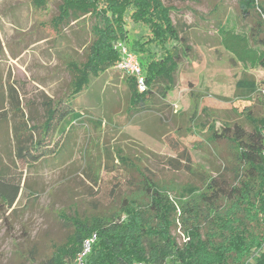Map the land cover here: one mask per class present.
<instances>
[{"label": "rangeland", "instance_id": "obj_1", "mask_svg": "<svg viewBox=\"0 0 264 264\" xmlns=\"http://www.w3.org/2000/svg\"><path fill=\"white\" fill-rule=\"evenodd\" d=\"M164 2L172 6L174 21L186 28L193 55L182 58L168 96L157 97L155 110L131 114V77L118 70L115 62L92 76L76 99L83 111V119L76 123L83 124L71 133L58 162L53 163L48 155L41 164L21 159L11 162L4 149L11 145L12 122L0 126L2 164L23 174L26 181L15 211L0 218V264H41L67 241L70 230L65 217L71 208L86 214L118 209L133 189L129 181L142 175L179 186V190L199 187L201 177L218 171L232 177L227 161L233 148L215 139L213 128L219 131L223 125L240 123L250 129L254 115L264 117L263 50L258 36L251 35L257 27L256 12L264 15V0H255V10L248 18L241 12L240 0ZM132 12L131 8L125 17L127 37L121 41L136 53L145 72V54L133 45L136 40L151 45L147 41L152 33L131 17ZM55 13V2L38 8L32 0H0L4 45L0 80L16 83L22 103H35L32 108L40 118L44 100H55L71 90L73 75L65 61L72 59L81 65L84 49L80 45L90 41L88 18L57 31L52 25ZM242 79H254L258 89H239L236 83ZM161 82L168 84L164 78ZM90 117L95 120L90 122ZM189 163L193 170L187 168ZM86 169L101 177L98 184L88 179ZM130 199L138 205L150 200L143 194ZM62 210L65 215L60 219ZM30 249L37 260L34 263Z\"/></svg>", "mask_w": 264, "mask_h": 264}, {"label": "trees", "instance_id": "obj_2", "mask_svg": "<svg viewBox=\"0 0 264 264\" xmlns=\"http://www.w3.org/2000/svg\"><path fill=\"white\" fill-rule=\"evenodd\" d=\"M54 2L57 13L52 25L57 31L88 18L90 41L80 45L84 49L81 65L72 59L65 61L73 75L69 93L44 100L40 118L32 108L35 103H22L16 83L0 80V126L12 122L11 145L4 151L11 156L13 147L16 159L33 164L45 162L47 155L53 163L58 162L71 133L83 124L76 123L83 119L76 99L90 85L92 76L105 72L120 58L115 44L127 37L125 17L131 8V17L147 25L152 33L147 41L151 45L140 40L133 45L134 50L145 54L142 66L147 88L140 91L136 78L130 76L131 114L155 110L157 97L168 96L182 58L193 55L186 28L174 21L172 6L164 0H32L38 8ZM255 4V0H240L245 18L255 10ZM256 15L257 27L251 35L258 36L264 67V15L259 11ZM3 52L0 35V54ZM236 85L250 92L258 89L254 79L238 80ZM252 120L250 129L240 123L223 125L219 131L213 128L215 139L227 141L233 148L227 161L232 177L218 171L201 177L199 187L179 190V186L142 175L137 181H129L133 189L124 195L118 209L86 214L71 208L65 217L70 230L67 241L41 264H75L85 242L93 236L85 264H264V117L254 115ZM55 134L58 139L53 141ZM167 138L177 144L171 135ZM187 159L191 161L189 156ZM187 168L193 170L192 164ZM85 174L94 184L101 179L92 169H86ZM25 186L23 174L0 159V218H8L5 214L9 210L15 211ZM136 194L149 197V203L134 204L130 196ZM59 214L63 219V210ZM29 254L31 263L36 262L33 249Z\"/></svg>", "mask_w": 264, "mask_h": 264}, {"label": "built area", "instance_id": "obj_3", "mask_svg": "<svg viewBox=\"0 0 264 264\" xmlns=\"http://www.w3.org/2000/svg\"><path fill=\"white\" fill-rule=\"evenodd\" d=\"M115 49L119 52L120 58L115 64V67L130 75L134 76L137 81V86L140 91H144L147 88L145 75L142 67L138 61L136 53H134L129 47L121 40L117 41L115 44ZM263 142H264V127L262 128ZM264 155V147L263 152ZM95 240V236L88 239L84 244V249L78 254L75 264H85V258L91 251V245ZM132 264H154L147 261H135Z\"/></svg>", "mask_w": 264, "mask_h": 264}, {"label": "crops", "instance_id": "obj_4", "mask_svg": "<svg viewBox=\"0 0 264 264\" xmlns=\"http://www.w3.org/2000/svg\"><path fill=\"white\" fill-rule=\"evenodd\" d=\"M10 131H11V128H10ZM8 156V155H7ZM11 158V162L15 160V163L17 162V159L15 158V156L13 155V147H11V156H8V158ZM10 167V166H9ZM12 168V167H10Z\"/></svg>", "mask_w": 264, "mask_h": 264}]
</instances>
